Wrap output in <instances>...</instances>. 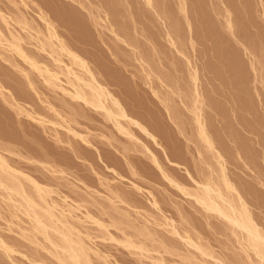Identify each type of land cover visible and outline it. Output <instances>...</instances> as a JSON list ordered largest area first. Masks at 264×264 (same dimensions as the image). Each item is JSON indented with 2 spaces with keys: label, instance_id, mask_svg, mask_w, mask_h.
<instances>
[{
  "label": "rangeland",
  "instance_id": "rangeland-1",
  "mask_svg": "<svg viewBox=\"0 0 264 264\" xmlns=\"http://www.w3.org/2000/svg\"><path fill=\"white\" fill-rule=\"evenodd\" d=\"M14 40L59 81L30 69ZM0 41V154L12 170L0 179L37 202L29 181L42 186L92 264H264L194 198L208 182L241 196L264 232V0H0ZM64 67L93 75L149 136L70 96ZM8 192L0 264H62Z\"/></svg>",
  "mask_w": 264,
  "mask_h": 264
},
{
  "label": "bare ground",
  "instance_id": "bare-ground-1",
  "mask_svg": "<svg viewBox=\"0 0 264 264\" xmlns=\"http://www.w3.org/2000/svg\"><path fill=\"white\" fill-rule=\"evenodd\" d=\"M151 3V2H149ZM229 28L232 27V24L229 22L228 23ZM3 36V35H2ZM16 41V40H14ZM18 41H16L17 43ZM10 43V46L18 53V55L21 56L27 63V65H30V69H36L39 72L45 71L46 74L49 75V80L46 78V82L50 85L52 79H56L57 76L61 74V72H54L57 73L58 75L55 76L53 75L54 73H51V70H48L46 67L41 69V66L37 64V62H34L35 60L28 57L22 50V48L19 46L17 43ZM1 44V41H0ZM3 45V44H2ZM9 46V48H10ZM65 54L69 56V58H73L74 61L80 65L81 67L85 68L86 65L84 62L81 60V58L77 55L74 54L72 51H69L65 49L64 47L62 48ZM14 52V51H13ZM32 59V60H31ZM55 59V58H54ZM56 60V59H55ZM54 60V61H55ZM59 60V59H58ZM56 62V61H55ZM61 62V60H60ZM60 62L58 61V66L59 68ZM63 63V61H62ZM65 64V63H63ZM65 66V65H64ZM32 67V68H31ZM67 67V65H66ZM88 67V66H87ZM65 68V67H64ZM71 68V67H70ZM66 69L68 73L66 75H70L73 78L71 79V82H69L70 86L73 88V92L67 90L66 88H63L62 86L60 87L63 92H69L70 91V96H72L75 100H81L83 101L86 105H89L93 107L94 109H99L105 112L106 117L110 119L117 128L121 132H125L127 135H130L127 129H125L120 121L122 119H126L128 123H131L137 127H139L143 132L146 133V128L142 127L140 124H138L136 121L133 119L129 118L124 112V109L120 106L119 102L117 100H114L113 98L111 99L109 92L103 88L99 83H97L96 79L92 76H90V79L86 81L84 78H82L80 75L74 73V71ZM62 70V69H60ZM89 70V69H88ZM86 70V72H88ZM35 71V70H34ZM51 71V72H50ZM91 72V71H90ZM44 73V72H43ZM60 73V74H59ZM89 74V73H88ZM40 75V74H39ZM45 77V76H44ZM69 77V79H70ZM67 79V77H66ZM45 80V79H44ZM58 80V78L56 79ZM55 80V81H56ZM75 81L73 83L72 81ZM59 81V80H58ZM57 81V82H58ZM70 81V80H67ZM68 83V82H67ZM1 87V86H0ZM68 94V93H66ZM110 101L114 106L113 109L109 108L107 102ZM109 103V102H108ZM199 116V115H198ZM200 117V116H199ZM199 119V118H198ZM198 125L200 129V134L201 137L204 141V143L211 149L214 148L212 141L210 137L207 134V131L205 129V126L203 123L198 120ZM148 131V130H147ZM148 134V132L146 133ZM150 134V133H149ZM148 134V136H149ZM220 157V156H218ZM222 160V156L219 158ZM221 163V162H220ZM222 168V173L223 176L224 174V167L223 164L221 165ZM0 171L6 174V172H12L4 158L0 154ZM3 173V174H4ZM12 178H13V174ZM7 176V175H5ZM16 176V175H15ZM7 178V177H6ZM10 179L9 177L7 178L6 181ZM18 180V179H16ZM10 182V181H8ZM33 185V189L35 190L34 192L37 193V198L42 202H37V199L32 196L31 194H28L27 191L25 190V187L21 185V183H15L14 181L10 182V184L5 183V181L0 179V187L6 191H9L8 194L10 193V197L16 196L20 197L22 199V203L20 206L23 207L26 215H28L35 223L37 227L38 233H41L42 235L45 236L46 239H48L54 246L59 248L62 252L61 255L57 256L58 260L62 264H92L91 259L89 258L90 255L87 253V249L84 246V242L82 243L81 238H75L74 236L76 235L75 230H77L74 225H70L69 222L66 221L67 217L65 212L60 213L61 215L59 218L54 214V211H56V206L51 205L46 201V192L40 186L38 183L34 182L33 180L29 181ZM223 182L225 185V188L229 192H236L237 190L229 183V181L226 179L224 176ZM189 194V193H188ZM190 195V194H189ZM238 204L233 203L232 201L228 200L222 192L214 187L211 183H206V184H200L199 191L194 195V198L197 203H199L206 211L211 212L216 214L217 216L225 219L230 225H232L235 228H238L241 230L244 235H245V240L248 243L249 247L254 251V253L261 259L262 263H264V232L258 227V225L255 223L247 205L244 203L243 199L241 196H238ZM14 199H12L13 201ZM10 201V200H9ZM15 201V200H14ZM17 203V201H15ZM19 206V205H18ZM58 210V209H57ZM50 232L52 234H56L54 236H58L57 238L60 239L57 244H55L54 240H50L49 234ZM79 234V232H78ZM51 236V235H50ZM77 236V235H76ZM52 239V238H51ZM58 239V240H59ZM190 241V240H189ZM127 246L129 248H134V249H139L136 244L132 241H126ZM192 245V243H191ZM193 246V245H192ZM55 247V248H56ZM194 247V246H193ZM141 250L143 251V248L140 247ZM198 250H200L198 247H196ZM201 248V247H200ZM90 251V250H89ZM204 253L205 251L202 250ZM205 254V253H204Z\"/></svg>",
  "mask_w": 264,
  "mask_h": 264
}]
</instances>
